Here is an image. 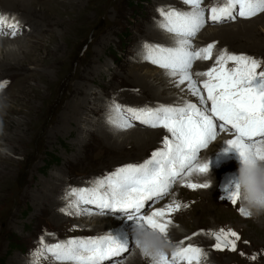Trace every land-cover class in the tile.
<instances>
[{
  "label": "rangeland",
  "instance_id": "1",
  "mask_svg": "<svg viewBox=\"0 0 264 264\" xmlns=\"http://www.w3.org/2000/svg\"><path fill=\"white\" fill-rule=\"evenodd\" d=\"M166 1H76L79 2L77 10L81 14V19L79 18L77 28L75 27L70 35L58 31V47L55 51L37 53L35 55L37 62L26 64L25 67L13 68L9 71L10 74L9 72L6 73L5 77H10L5 81L7 84L4 89L0 90L2 92L0 93V106L6 108L5 123L10 121L9 109L26 111L31 102H27L28 99L24 98L33 96L35 93L34 91L25 93L28 88L31 89L37 86L44 99L35 102L38 108L35 114L20 117L23 126L12 129L7 140H0V264L28 263L31 259L29 253L37 248L40 237L45 233H54L55 237L45 235V238L49 237L53 239L52 241L56 240V242L61 237H91L94 233V231H90V228L88 230L83 227H74L77 223L73 220V217H70L67 222L57 224V221L53 218L54 211L51 208L44 210L37 217L34 215L36 208L33 199L23 198V192L34 191L38 196L39 189L36 191L37 188H35L38 182H45L51 176L60 172L65 176L66 185L70 183L68 188L72 187V184L75 187H92L94 185L90 184L89 181L98 178L99 173H102V175L105 173L106 175L129 163H142L150 158L153 151L162 146V137H160L158 141L141 150L135 149L136 141L134 139H130L129 141L132 144L126 147H106L100 144L104 139L101 133V138L94 137L91 141L93 143L89 146L87 145L85 148L78 147L76 141L79 132L70 126L61 128L57 125L70 110L69 106H67L68 109H62V107L66 104L73 87L84 83L82 78L88 76L95 68L101 72V74L99 73L91 79L96 84L87 83V87L96 88L97 95L91 97L92 103H94L95 98L100 97L104 99L105 104L116 101L121 105L132 107L151 105L149 102L152 97L150 93L146 92L148 89L145 88L144 91V86L140 87V83L137 81L140 75L145 72L143 71V63L147 62H141L142 59L138 57H142L144 43H151L148 41V31L158 28L156 24V21L159 20L157 9L165 6ZM208 1L204 0L203 5H206ZM217 4L220 3L210 1L208 5L215 6ZM169 5L178 9L184 7L181 0ZM21 13L25 16H23V19L29 26V35L37 25L31 21V14ZM27 15L31 18L30 20ZM205 15H208V12ZM262 16H264V13H260L250 20L242 19V22L251 23V21L257 19H260L259 22H261ZM237 21L217 26L220 28L224 26H242L240 25L241 22ZM55 22L52 20V28H54ZM32 24L34 26H31ZM208 25L211 28L215 27L211 22ZM244 28L234 30L231 40L219 37L205 43L216 42L217 47H223L222 50L226 48L230 53L247 54L264 61V21L256 25L254 29L248 28L244 31ZM54 29L55 31L58 30L57 28ZM42 34L44 32L33 37V39L32 36L34 35H30L27 39H31L34 44L38 38H41ZM21 35L19 34L18 37L14 38L9 36V38L21 40ZM199 35L200 33L194 42L201 40L198 38ZM23 37L24 35H22ZM47 37L50 38L46 35V40L49 39ZM0 38H3V36H0ZM27 39L24 37V40ZM108 66H110V69H108ZM150 66L154 71L158 69L157 66L152 64ZM229 66L232 65L229 64ZM210 67V65L207 66L205 71ZM262 68H264V65H262ZM44 73H46L47 79L37 82L36 75ZM0 78H3V76H0ZM69 86L71 87L70 91ZM114 92H116L115 97L110 96ZM22 96L24 98H21ZM78 117L79 115H77ZM90 117L94 118L95 116L90 115ZM101 121H103V118ZM133 123L135 126L130 130L164 132V130H150L145 126L138 125L137 122ZM87 127L86 125L83 128L87 129ZM0 132L7 137L8 132L1 130ZM220 135L206 150H202L200 162L208 152L207 155L214 153V155H218L215 143L218 142ZM217 160L213 159L212 161ZM195 174L188 177L184 183L189 181L196 183L199 177H203L198 173ZM223 174L225 173H222L221 177L219 176L220 179L215 184L217 206H210V208H213L212 210H220L219 213L215 211L208 212V208L204 209L205 206L200 207L204 203V199L201 196H194L196 193L199 194L200 190L186 189L183 183H180L181 187H179V184L175 185L169 195L160 202L166 203V200L171 196L179 198L177 201L183 208L177 214L185 211L183 215L173 217L175 222L172 218V224L176 223L175 227L183 232L200 233L203 231L201 235L193 236L190 234L192 239H182L184 241L183 246H187L188 243L192 245L199 244L204 248L202 249L207 255L213 257L210 260L211 264H264V220L262 215L259 217H244L239 213V204L237 206L231 205L227 197L229 192L235 190V185L238 182L228 192L222 190L221 184L225 179ZM237 177L236 173L226 178L233 182ZM74 181H77L78 184ZM181 188L186 193L180 194ZM221 197H224V199H221ZM185 205L187 207H184ZM147 210H143V214H146ZM119 213L108 217L128 219L127 215L124 217L123 213ZM221 228L234 230L240 235L241 239L237 242L236 252L227 249L218 251L214 248L215 242L208 233L218 231ZM112 235L121 243H125L124 239L116 236L115 233H112ZM199 237L203 238L205 242H201ZM182 240L178 241L176 248L180 246ZM241 252L244 253L243 256L240 255ZM132 253L133 250L130 249L120 260H123L124 263ZM253 254L257 255V259L254 261L249 259ZM144 260L140 261L139 264H150ZM41 264H49V262L42 261Z\"/></svg>",
  "mask_w": 264,
  "mask_h": 264
},
{
  "label": "snow or ice",
  "instance_id": "2",
  "mask_svg": "<svg viewBox=\"0 0 264 264\" xmlns=\"http://www.w3.org/2000/svg\"><path fill=\"white\" fill-rule=\"evenodd\" d=\"M181 3L186 7H158L160 19L156 24L170 44L145 42L142 58L163 70L182 92L185 88L181 86L186 85L188 93L198 98L199 105L185 101L182 104L132 107L113 101L106 119L112 130H130L135 126L133 122L150 130H164L162 146L142 163L120 166L89 181L94 185L92 187H70L65 193L67 206L59 210L61 213L72 217H105L109 211L120 212L129 220H136L138 225H147L168 236L169 226L173 223L169 217L181 209V204L173 200L162 208L154 209V205L180 183L192 190L212 187L207 182L184 181L193 173L202 176L209 173L210 161L201 163L200 156L221 133L233 135L226 142V151L235 149L241 157L264 160V61L247 54L230 53L225 48L215 57L212 67L196 73L206 77L201 82L202 88L193 79L191 71L197 61L213 60L216 42L200 48L194 44L209 21L213 26H222L238 19L250 20L264 13V0H223L208 10L207 19L204 0H181ZM6 29L11 30L10 33ZM20 32V25L14 18L10 20L6 15H0V35L16 37ZM6 84H0V90ZM227 198L231 205H240L238 183ZM145 209L149 210L148 214H143ZM239 213L247 217L241 206ZM201 234L203 231L193 236ZM45 235L55 237L54 233ZM45 235L40 237L37 248L29 253V264H41L42 261L49 264H105L106 261L123 264L116 258L136 249L135 242L132 245L121 243L111 232L55 243L46 242ZM208 235L214 239V248L218 251L236 252L237 242L241 239L236 231L224 228L210 231ZM183 244L181 241L171 258L166 254L151 258L152 264H204L207 253L201 247ZM249 259L254 261L257 255L253 254Z\"/></svg>",
  "mask_w": 264,
  "mask_h": 264
},
{
  "label": "bare ground",
  "instance_id": "3",
  "mask_svg": "<svg viewBox=\"0 0 264 264\" xmlns=\"http://www.w3.org/2000/svg\"><path fill=\"white\" fill-rule=\"evenodd\" d=\"M76 1H81V0H0V15H6L10 20L14 18L20 25V29H21L20 34L24 35L26 39L28 36L34 35L32 36V39H33V37L44 32V34L40 36L41 38H38L34 44L32 43L31 39L24 40V37L22 38V35L20 38L21 40L10 39L9 38V36H11L10 34L0 35V36H3V38H0V76H3V78H0L1 84H3L10 77V76L5 77V75L7 72L13 70V68H21L22 66L25 67L26 64H31V63L33 64L37 62V59L35 56L37 55V53L48 52V51L54 52L55 49L58 47L57 33L59 30H60L59 33L64 32V34H69V35L73 32V30H75L74 28L77 26V21L79 20V18L81 19V14L77 10L79 2H76ZM176 1L178 0H167L164 5L168 6L169 4L174 3ZM211 1L212 2L216 1V3L223 2V0H211ZM185 7L186 6L180 7V9H183ZM203 7L205 8L206 12H208L207 11L209 9L208 6L203 5ZM19 11L24 12L29 15L31 14L30 17L32 19L28 15H27L28 16L27 18L29 20L31 19V21L37 25V27L34 28V30H32L30 27V29L32 30V33L29 35H28V32L30 31L29 26L27 25V22H25V20L23 19L24 15ZM207 17L208 15H206V18ZM52 20L56 21L55 22L56 24L54 26V28L58 29L56 31L54 28L51 27ZM238 21L241 22L240 25L242 26H224L223 28H220L219 26H215L211 28V26L207 24L206 27L200 32V35L198 37L201 40L194 42L195 46L197 48H200L201 46L205 47L209 44V43H205L206 41L217 39L219 37L226 38L227 40H231V37L234 34L233 33L234 30L241 29L242 27H245L244 31L248 30V28L254 29L256 25L264 21V16H262L261 22H259L260 19H257L256 21L255 20L251 21V23L242 22V19H238ZM31 26H34V25L32 24ZM5 31H8L10 33L11 30L6 29ZM46 35L50 36V38L47 37V39L49 38L48 40H46L45 38ZM147 36H148V41L151 42V44H161V45L170 44V41L167 38V36L158 28L156 30L151 29L150 31H148ZM16 37H18V35ZM222 48L223 47H217L216 45V49L214 50V53H213V60L197 61L193 65V68H192L193 79L197 80L198 86H201V88H202L201 82L204 79H206V77L197 76L196 73L205 71L207 66L209 65L212 67L213 66L212 63L214 62L215 57L219 55L220 50H222ZM138 58L142 59L141 62H144L142 57H138ZM108 69H110V66H108ZM143 69H144L143 71L145 72H143L142 75H140L137 81H139L140 87L144 86V91H145V88L148 89L146 90V92L150 93V96L152 97V100L149 102L151 103L150 106L154 107L157 104H164V105L177 104V103L182 104L185 101H189V102L196 103L199 105L198 98L191 96L188 93L186 89V85L181 86L185 88V91L182 92L180 88L175 87L170 82V78L166 77L164 75V72L162 70H159V68L155 69L154 71L152 70L150 64L143 63ZM99 73L101 74V72L95 68V70L92 71L88 76L86 75L82 78V81L84 83L73 87L70 95H68L69 98L66 104H64V106L62 107V109L63 108L68 109L70 107V110L67 113V115L58 122L57 126H60L61 128H64L65 126H68V127L70 126L72 127V129L78 131L79 137L76 142L78 144V147H84V148L87 145L89 146V144L93 143L91 141L93 140L94 137H97L98 139H100L101 133L103 134L102 136L104 137V139L102 138L103 141L102 142L100 141L101 142L100 144L106 147H111V146L113 148L114 147H126L127 145L132 144L130 143L129 140L134 139L136 141L135 149L137 150H141V149L146 148L149 145H152L155 141H158L160 137L163 138V134L164 135L166 134L165 131L155 132V131H140V130L135 129V130H127V132L125 131L117 132V131L112 130L109 127V125L106 122V119H107V114L109 112V106L112 104V102L109 104H105L104 99L97 97L95 98L94 103H92L91 97L93 98L95 95H97L96 88L92 89V88L87 87V83L89 82H92L93 85L96 84L95 81H92L91 79H93L94 76ZM45 74L46 73L41 74V75L37 74L36 77L38 78V80L36 81L41 82V81L46 80L47 76H45ZM129 77L132 78V76L130 75ZM33 87L35 86L33 85ZM70 89L71 87L69 86V91ZM32 91L35 92L33 96H28L25 98L23 96L21 97L24 99H28L27 102H31L28 105L26 111L9 109L8 112H10V121H7L6 123H5V109L6 108L5 106L4 107L0 106V130L4 132H8L6 135L7 137L3 135L4 133L0 132V140L2 141L7 140L9 137L8 135L10 134L12 129H18L24 125L22 121L20 120L21 116H25V115H26L25 117L32 116L33 114L37 112L38 108L35 105V102L43 100L44 97L41 91L40 92L38 91L37 86L31 89L28 88L25 93H30ZM115 94L116 92H114L110 96H114ZM25 95H28V94H25ZM77 115H79L78 118H77ZM90 115L95 116L96 118L95 117L91 118ZM102 118H103V121L100 122ZM137 124L139 125L138 122ZM86 125L89 128L88 127L87 129L83 128ZM231 138H233V135L231 132H225L221 134L218 142L215 143V147L217 148L216 151H218V155L217 156L214 155L215 153L207 155L209 153L208 152L201 161V163H206L210 161V171L206 176H203L201 178L198 176L199 178L196 183H202V182H206L207 180H211L212 187H210L209 189H203V190L201 189L200 191L198 190L200 193L199 194L196 193L194 194V196L195 195L201 196L202 199H204V203H202L200 207L205 206L206 208L204 209L206 210L208 208L207 210L208 212L215 211V210H212L213 208H210V206L212 207L217 206L216 205L215 184L217 180L220 179L221 174L225 173L223 174V176L225 175V179L221 184L222 190H227L228 192L229 189L232 188L233 185H235L238 182V177L235 178L233 182H230V180L226 178L236 173L237 175H239V172H238V169L240 167L239 152L235 149L226 151L228 149V145L226 144V142L227 140ZM98 147H99V143H98ZM213 159H218V160L213 162L212 161ZM194 174L195 173H193L192 175ZM104 175L105 173L103 175L102 173H99L98 177H101V176L103 177ZM45 182L40 181L35 187L37 188L36 191L39 189L37 192L38 196L35 194L34 191L23 192L22 193L23 198L33 199L34 206L36 208L34 215H36L37 217L40 213H43L44 210H49V208H51V210L54 211L53 218L55 221H57L56 222L57 224L60 225L65 221L67 222L68 219H70V217L72 216L65 215L61 213L59 210L67 206L68 201L65 199V192H67L70 189L68 188V185L70 183L68 182L69 184L66 185L65 176L61 172L58 173L57 175L51 176ZM74 183L78 184L77 181H74ZM72 185H73L72 187H75L74 184ZM179 187H181L180 184H179ZM184 193H186V191L181 188L180 194H184ZM34 194L36 195V197ZM178 199L179 198H175L171 196L170 198L166 200L167 201L166 203L160 202L154 205V209L165 207L166 205L172 203L173 200L177 201ZM182 208L183 206L181 205V209ZM184 211H182L179 214H177L178 212L177 211L173 213L169 218L172 219L173 217H177L180 214L183 215ZM148 212L149 210H147L146 214H148ZM215 212L219 213L220 210L217 209ZM110 215H113L111 211H109L105 217H99V216L73 217V220H75L77 223L76 225H74V227L75 226L83 227L84 229H88V230L90 228V231H94L93 236H100V233H102L101 235H104L107 232H111V233H115L116 236L124 239V241L129 244H132L133 242H135L137 238V229H138V223L136 222V220L119 219L118 217H108ZM262 219L264 220V215H262ZM173 221H174V218H173ZM175 225L176 223L174 225L172 224L169 226V234H168L169 239L175 245L178 243V241L188 238L194 234L193 231L183 232L180 229H177ZM69 238H72V236L68 238L61 237L60 240H66ZM199 238H200V241L202 242L203 238L201 237ZM45 240L46 242H50V243L56 242V240L52 241L53 239L49 237H46ZM197 246L201 247L199 244ZM171 254L172 253L167 254L169 258H171ZM121 258L122 256L116 259L120 260ZM212 258L213 257H210L209 255H207V260L204 262V264H211L210 260H212ZM143 259H145L144 261L146 262L148 261L150 264H152L151 258L144 257L138 249H134L133 253L129 256L128 259L124 261L123 264H139L140 261H142ZM25 264H29V262ZM105 264H112V261H106Z\"/></svg>",
  "mask_w": 264,
  "mask_h": 264
},
{
  "label": "clouds",
  "instance_id": "4",
  "mask_svg": "<svg viewBox=\"0 0 264 264\" xmlns=\"http://www.w3.org/2000/svg\"><path fill=\"white\" fill-rule=\"evenodd\" d=\"M238 184L240 188V206L247 217L264 215V160L240 156L238 169ZM211 184V180H207ZM136 249L143 256L152 259L161 254L173 253L176 245L168 236L150 229L147 225H138Z\"/></svg>",
  "mask_w": 264,
  "mask_h": 264
}]
</instances>
